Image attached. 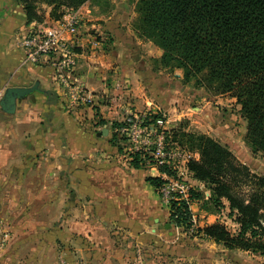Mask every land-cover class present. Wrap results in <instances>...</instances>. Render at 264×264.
<instances>
[{
  "label": "rangeland",
  "instance_id": "rangeland-1",
  "mask_svg": "<svg viewBox=\"0 0 264 264\" xmlns=\"http://www.w3.org/2000/svg\"><path fill=\"white\" fill-rule=\"evenodd\" d=\"M88 2V8L81 10L83 19L74 37L77 63L69 74L73 83H79L86 91H81L78 100L71 103L67 91L54 78L58 91L63 92L57 103L48 105L45 96L36 92L32 97L35 115L44 120L40 123L37 139L46 130H52L56 132L53 139L58 150L65 149V146H72L73 150L68 156L59 155L57 151L55 157L51 156L52 146L43 148L44 165L55 160L54 164L66 169L65 173L54 171L49 175L64 179L69 167H73L79 176L73 178L77 182L81 174L84 178L82 168L86 167L94 181L114 184L113 203L117 211L114 212L135 231L127 251L132 254L130 258L134 257L132 260L135 264H264V256L241 249H229L222 243L196 233L197 227L214 222L223 223L234 233L238 224L229 215L227 204L219 211L208 212L203 206L204 200H195L191 204L194 225L187 230L176 226L170 219V197L163 192L164 186L156 190L146 181L148 175L160 174L157 164L161 157H171L178 174L170 180L184 184L187 188L201 189L205 197L210 195L209 189L194 179L188 170L189 158H198L199 152L191 150L187 142L180 143L179 134L182 131L212 136L227 145L240 163L248 165L254 173L264 175V152L251 150L246 140L247 121L236 97L229 92L216 93L196 84L195 79L184 82L182 69L163 66L158 61L161 49L152 40L141 36L135 27L138 22L137 0H88L81 6L88 5ZM42 5L39 4L40 10L45 11ZM116 16L122 25L117 32H111L109 27L104 29L103 25L98 26ZM132 33L138 36V43L126 45L125 36L130 38ZM77 47H81L88 55L98 56L103 52L111 58L109 64L101 65L99 61L93 63L90 78L97 83L94 84L95 90H89L79 81L76 67L80 58ZM116 66H119L117 71ZM51 108L55 114L49 110ZM150 110L160 115L157 125L136 123L133 133L139 136L138 141H135L133 128L128 129L126 122L136 115L147 116ZM106 128L107 134H98ZM174 131L179 133L175 138ZM114 133L117 134L115 144ZM68 134L74 135V138L67 141ZM87 144L90 147L88 152L82 149ZM118 145L122 150L118 149ZM137 145L150 155L145 168L136 169L130 165V153ZM159 148L161 157L155 154ZM47 207L45 222L51 224L55 220L61 223L58 208L50 210L49 205ZM79 210L73 214L80 215ZM7 236L5 233L0 246H4ZM64 246V243L58 242L60 251L56 257L54 250H49L47 258L51 263L54 264L56 260L60 264V259L67 258L62 249Z\"/></svg>",
  "mask_w": 264,
  "mask_h": 264
},
{
  "label": "trees",
  "instance_id": "trees-1",
  "mask_svg": "<svg viewBox=\"0 0 264 264\" xmlns=\"http://www.w3.org/2000/svg\"><path fill=\"white\" fill-rule=\"evenodd\" d=\"M16 1L23 6L29 25L45 20L39 4L50 7V19L59 20L88 0ZM136 11L135 27L140 35L161 49L158 61L182 69L184 82L195 79L196 84L216 93L236 97L247 121L246 140L251 150L264 152V0H137ZM35 92L44 95L48 105L59 100L55 90ZM159 116L150 110L144 122L157 125ZM177 134L174 131L173 137ZM179 135L180 143L187 142L191 150L199 152L198 158H189L187 167L210 195L205 197L203 190L193 187L185 195L175 193L176 198L170 199V219L189 230L194 225L191 204L195 200H204L208 212L227 204L229 215L238 224L234 233L221 222L197 227L196 233L229 249L264 256V175L240 163L227 145L210 135L186 131ZM118 149L122 147L118 145ZM130 158V165L141 169L150 155L142 148L131 152ZM157 169L159 175L146 177L156 190L168 182L165 176L176 178L178 174L171 157L158 162Z\"/></svg>",
  "mask_w": 264,
  "mask_h": 264
},
{
  "label": "crops",
  "instance_id": "crops-1",
  "mask_svg": "<svg viewBox=\"0 0 264 264\" xmlns=\"http://www.w3.org/2000/svg\"><path fill=\"white\" fill-rule=\"evenodd\" d=\"M42 6L45 8V20L32 22L30 26L55 23L49 18L50 7ZM88 6L89 2L79 8L82 10ZM113 18L114 21L108 20L98 26L103 25L104 29L109 27L111 32H117L122 25L116 20L117 16ZM28 26L20 3L0 0V92L9 85H32L39 80L42 89L55 90L62 97L63 92L58 91L57 81L49 67L24 63L21 38ZM129 36L131 39L125 36L126 45L138 43V36L133 33ZM76 51L80 58L76 67L79 81L89 90H95L94 84L97 83L90 78L93 63L109 64L111 58L103 52L98 56L88 55L81 47H77ZM115 70H119V66ZM33 96L32 93L20 100L14 114L0 109V240L5 233L8 234L6 243L0 246V264H53L48 259V252L52 248L56 257L60 251L58 242L65 244L62 249L69 264H135L132 260L134 257L130 258L131 253L127 252L135 231L114 212V184L94 181L84 166V178L81 174L77 182L73 178L79 176L73 167H69L64 179L49 175L54 171L65 173L66 169H60L54 164L55 160L44 165L43 148L52 146L51 156L55 157L58 152L59 155L68 156L73 150L72 146L58 150L53 139L56 132L52 130H46L37 139L40 123L44 120L35 115ZM73 138L74 135L68 134L67 141ZM82 149L88 152L89 144ZM47 205L50 210L58 208L61 223L55 220L51 224L45 222ZM78 209L80 215L73 214ZM54 264H57L56 260Z\"/></svg>",
  "mask_w": 264,
  "mask_h": 264
},
{
  "label": "built area",
  "instance_id": "built-area-1",
  "mask_svg": "<svg viewBox=\"0 0 264 264\" xmlns=\"http://www.w3.org/2000/svg\"><path fill=\"white\" fill-rule=\"evenodd\" d=\"M82 19L80 8L71 9L61 19L55 20L53 25L43 26L35 24L36 26H30L29 24L21 38L24 63H36L51 67L54 78L58 81L59 86L67 91L71 103L78 100L81 91H86L85 87L79 83H73L71 77H69L77 63V54L74 50V46L77 43H74L76 41L74 37L78 32ZM145 119L146 116L136 115L126 122L127 128L132 130L133 126L137 125L136 123H142V125L146 126ZM135 130L133 128L132 133ZM133 134L135 141H138L139 135L136 132ZM142 148V146L137 145L135 150ZM155 154L157 157H161V149H156ZM164 158L165 156L161 157L159 162L162 163ZM167 178L168 183H165L163 187L165 195L169 196L170 199L175 197V193L185 195L189 188L184 184L173 182L169 177ZM59 262L60 264H67L65 258L60 259Z\"/></svg>",
  "mask_w": 264,
  "mask_h": 264
},
{
  "label": "water",
  "instance_id": "water-1",
  "mask_svg": "<svg viewBox=\"0 0 264 264\" xmlns=\"http://www.w3.org/2000/svg\"><path fill=\"white\" fill-rule=\"evenodd\" d=\"M40 81L36 80L32 85H9L7 86L0 98V109L6 113L14 114L17 109V103L28 97V95L34 93L35 91H41ZM107 134L108 129H103V131L98 132ZM170 224L168 223L167 226Z\"/></svg>",
  "mask_w": 264,
  "mask_h": 264
}]
</instances>
